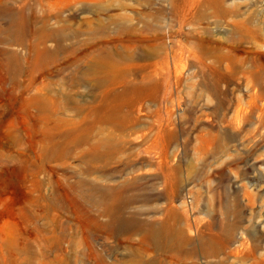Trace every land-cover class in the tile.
I'll list each match as a JSON object with an SVG mask.
<instances>
[{
	"label": "rangeland",
	"instance_id": "374dc122",
	"mask_svg": "<svg viewBox=\"0 0 264 264\" xmlns=\"http://www.w3.org/2000/svg\"><path fill=\"white\" fill-rule=\"evenodd\" d=\"M0 264H264V0H0Z\"/></svg>",
	"mask_w": 264,
	"mask_h": 264
},
{
	"label": "bare ground",
	"instance_id": "6f19581e",
	"mask_svg": "<svg viewBox=\"0 0 264 264\" xmlns=\"http://www.w3.org/2000/svg\"><path fill=\"white\" fill-rule=\"evenodd\" d=\"M114 23H115V21H114ZM142 46V45H141ZM85 75V74H84ZM102 144V143H101ZM115 219V218H114ZM114 221V220H113ZM112 221V222H113ZM129 222H131V221H129ZM111 223V222H110ZM147 235L149 236V237H156L157 236V233H156V231L155 230H153L152 228H149L148 229V232H147Z\"/></svg>",
	"mask_w": 264,
	"mask_h": 264
}]
</instances>
